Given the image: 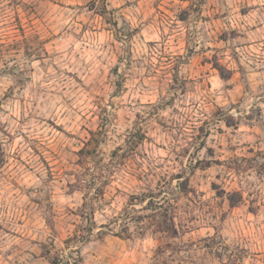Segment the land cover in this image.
<instances>
[{"label":"rangeland","instance_id":"rangeland-1","mask_svg":"<svg viewBox=\"0 0 264 264\" xmlns=\"http://www.w3.org/2000/svg\"><path fill=\"white\" fill-rule=\"evenodd\" d=\"M60 254L264 264V0H0V264Z\"/></svg>","mask_w":264,"mask_h":264},{"label":"trees","instance_id":"trees-1","mask_svg":"<svg viewBox=\"0 0 264 264\" xmlns=\"http://www.w3.org/2000/svg\"><path fill=\"white\" fill-rule=\"evenodd\" d=\"M220 75L223 79H225V76H224V74H222V72H220ZM134 138L135 139L132 141V143L129 141V146L127 149H125L123 151L121 157L126 156V154H128L130 152L129 150H131V148L134 147L135 144L141 142L144 139V136L142 134L138 133V134L134 135ZM119 151H122L121 147L116 148V150H114L112 154L116 155V154H118ZM80 153L84 154V151L81 150ZM106 168H109V167L105 166V165H100V162L93 161V168L92 169H93V171H95V174L101 175V172H103V170H105ZM95 174H94V172L92 174H89V177H90L89 183L91 185H95V181L97 180V177H95ZM177 178H180V177H177ZM186 189H187L186 183H181L180 187H179V191L181 193L186 194L187 193ZM97 190L100 191V193H102L103 188L101 186H98ZM163 193L164 192L162 190H159L157 193L150 191L148 193H142L140 196H137V195L130 196L131 203L128 205V207H125V209L123 210V212L121 214H119V216L114 218L115 221L121 222L119 231L114 232L112 229H110L106 225H101L100 226V229H101L100 232H105L107 234H111V235L118 237V238H121V239L129 238L130 233H129L128 222L133 220V219H134V221L140 222L141 220L144 219V216H141V215H138L136 217L131 216L130 212L133 211V208H131L132 206H134L133 202L138 201V200H140L141 202H144L145 199H148L147 204L144 207L145 210H150L149 208H152L155 210H160L164 207L163 206V203H165L164 198H163L162 202H156L155 199L156 198L160 199L161 194H163ZM166 201H168V200L166 199ZM229 201H230L231 205H234L233 198H230ZM81 208L83 209V211L81 212L80 215L83 219H87L89 221V226L86 230L84 228H82V230L84 231L83 233L81 232L82 234L76 233L72 238L67 239L65 244L76 243L78 245H83L84 243L89 242V239L93 233L94 228L97 227V224L95 223L94 218H93V215H94L93 204L83 203ZM163 216H165V219H166V217H168L167 221H169V223H170L169 231L171 232V235L174 237L176 235V227L174 225L173 218L171 216L167 215V212L165 209H163ZM72 252L73 251H70L69 255H71ZM67 257H69V256H67ZM65 258H66V256H64V254L56 255L54 258H52L51 264H61L65 260ZM75 263H76V261L74 260V264Z\"/></svg>","mask_w":264,"mask_h":264}]
</instances>
